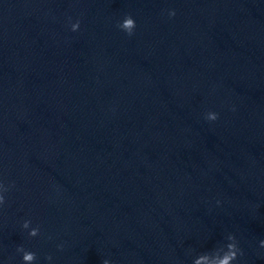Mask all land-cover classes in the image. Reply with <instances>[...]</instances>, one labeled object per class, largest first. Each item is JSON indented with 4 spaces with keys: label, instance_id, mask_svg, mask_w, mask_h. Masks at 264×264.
Returning a JSON list of instances; mask_svg holds the SVG:
<instances>
[{
    "label": "clouds",
    "instance_id": "clouds-1",
    "mask_svg": "<svg viewBox=\"0 0 264 264\" xmlns=\"http://www.w3.org/2000/svg\"><path fill=\"white\" fill-rule=\"evenodd\" d=\"M175 10L169 11V16H175ZM121 30L126 32L129 36L133 34V31L136 27L135 20L129 15L126 16L123 21L118 25ZM80 27V21L77 20L75 23L71 24V30L72 31H78ZM206 119L209 121H215L218 119V113L215 112H209L206 115ZM9 190L8 187H6L3 182H0V207H2L6 200L5 195ZM219 203V202H218ZM31 221L30 220H24L22 224L23 229H30L28 231L29 237H37L40 234V228L33 227L30 228ZM227 243L223 244L220 247H217L209 252H204L199 255H197L193 259V264H233L234 261H237L240 256L243 255L242 250L239 247V243L237 241V238L234 234L229 233L226 236ZM260 246L264 247V240L260 241ZM17 252L22 253V264H33V262L37 259V255L35 252L25 250L22 246L17 248ZM48 260H51L52 257L48 256ZM102 264H111V262L107 259L102 261Z\"/></svg>",
    "mask_w": 264,
    "mask_h": 264
}]
</instances>
